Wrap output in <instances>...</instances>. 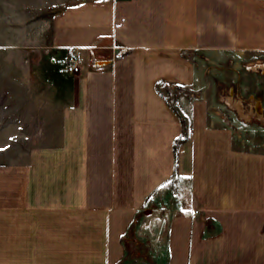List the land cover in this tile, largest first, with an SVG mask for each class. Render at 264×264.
Instances as JSON below:
<instances>
[{
	"label": "crops",
	"instance_id": "1",
	"mask_svg": "<svg viewBox=\"0 0 264 264\" xmlns=\"http://www.w3.org/2000/svg\"><path fill=\"white\" fill-rule=\"evenodd\" d=\"M58 34L65 70L40 77L67 101L53 143L0 177V264H264V157L236 151L203 99L184 136L166 95L196 82V54L264 53V0L90 3ZM174 177L192 180L196 211L167 204L164 258L134 261L128 243Z\"/></svg>",
	"mask_w": 264,
	"mask_h": 264
},
{
	"label": "rangeland",
	"instance_id": "2",
	"mask_svg": "<svg viewBox=\"0 0 264 264\" xmlns=\"http://www.w3.org/2000/svg\"><path fill=\"white\" fill-rule=\"evenodd\" d=\"M113 1L0 0V177L8 166L26 162L34 149L53 143L54 138H47L53 103L67 101V92L55 91L40 77V70L53 66L65 70L63 53H56V66L52 59L56 36L67 30L69 10ZM193 62L196 82L166 94L172 109L182 116L184 136L192 131L191 101L203 99L212 124L231 133L236 151L264 157V53L196 54ZM69 83L61 81L62 86ZM232 101L241 103L242 112ZM158 196L153 199L158 198L159 206H151L154 213L138 221L141 235L128 243L134 261L164 258L167 204L178 207L177 212L181 207L196 211L190 178H172ZM138 222H133L128 237L135 235L132 228Z\"/></svg>",
	"mask_w": 264,
	"mask_h": 264
},
{
	"label": "built area",
	"instance_id": "3",
	"mask_svg": "<svg viewBox=\"0 0 264 264\" xmlns=\"http://www.w3.org/2000/svg\"><path fill=\"white\" fill-rule=\"evenodd\" d=\"M90 53L92 55L93 50H91ZM93 64L95 67L101 66L95 61ZM81 68H82V64H81L80 57L78 54H74V55L67 58L66 69L69 73L74 74V75H78L81 72Z\"/></svg>",
	"mask_w": 264,
	"mask_h": 264
},
{
	"label": "bare ground",
	"instance_id": "4",
	"mask_svg": "<svg viewBox=\"0 0 264 264\" xmlns=\"http://www.w3.org/2000/svg\"><path fill=\"white\" fill-rule=\"evenodd\" d=\"M48 27V26H47ZM45 29V28H44ZM43 31V29H42ZM41 32V31H40ZM233 106L237 107L239 109L240 112H242V106L241 103L239 101H232ZM260 109V108H259ZM252 112V111H251ZM243 116V115H242ZM262 118V117H261Z\"/></svg>",
	"mask_w": 264,
	"mask_h": 264
}]
</instances>
